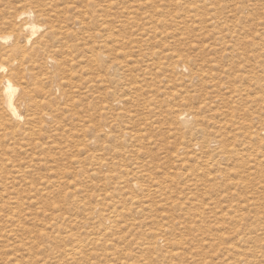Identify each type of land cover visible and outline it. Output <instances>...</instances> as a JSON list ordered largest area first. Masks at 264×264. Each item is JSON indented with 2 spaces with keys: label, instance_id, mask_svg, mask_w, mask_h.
Here are the masks:
<instances>
[{
  "label": "rangeland",
  "instance_id": "rangeland-1",
  "mask_svg": "<svg viewBox=\"0 0 264 264\" xmlns=\"http://www.w3.org/2000/svg\"><path fill=\"white\" fill-rule=\"evenodd\" d=\"M89 2L98 10L100 6L105 8L108 2L112 4L110 12L114 26L106 44L116 50L117 54L111 51V62L117 75L102 80L96 77L87 63L89 49L85 48L93 45L92 39L78 44L81 49L71 53L76 55L75 59L68 56L63 76L55 74L53 81L45 71L34 70L29 75L22 70L24 78L19 75L18 82L26 87L31 98L34 96L39 106L30 102L31 111L20 109L22 117L12 121L13 138L16 136L11 141L1 138L0 131V264H264V0H0V12L5 10L15 15L29 9L35 13L42 9L55 26L67 28L68 33L59 35L57 32L49 44L56 49L52 54L58 59L63 53L60 46L65 48L76 43L74 38L63 37L71 33L82 36L79 32L82 23L91 21L92 7L86 4ZM39 22L49 24L44 19ZM152 25L158 32L173 37L161 33L157 37L147 35ZM3 27L0 26V34L11 33ZM222 35L226 36V41L239 36L240 40L235 42L239 53L245 57L255 54L250 57L254 65L250 66L249 62L245 72L250 73V84L220 73L227 68H233L235 72L230 70L231 74L237 73L239 66L236 64L244 63L241 59L235 63L228 59L223 64L218 54L222 51L217 49L223 43ZM113 36L132 42L115 44ZM140 36L145 40L136 44ZM95 48L104 49V41H98ZM173 50L191 66H188L190 72L200 74L204 71L203 74L212 75H206L204 83L194 79L193 87L188 71H177L169 77L170 73L153 68L151 58L155 59L159 51L165 55L172 54ZM151 53L156 54L146 62L143 57ZM42 57L45 59L44 55ZM172 60H177L175 55ZM50 69L48 65L46 70ZM57 82L62 83L58 84L59 88L55 86ZM240 83L243 88L251 85L249 89L257 96L255 101L232 103L230 90ZM210 88L217 91L214 94H223L226 101L219 102L218 109L216 106V110L198 115L206 114L210 119L215 117L214 120L225 116L226 120L225 117L221 119L227 123L225 131L231 129L227 134L234 135L230 137L234 146H229L232 162L222 161L224 167L221 164L219 167L229 170L226 168L221 178L215 175L214 168L201 172L198 165L205 156L197 153L198 150L189 148L186 150L188 156L185 149L178 150L179 142L180 146L187 143V136L182 138L186 128L183 124L179 127L168 115L164 118L169 107L175 115L177 109L189 108L193 103L198 105L205 92H211ZM61 90L65 91V96L58 98ZM259 90L262 93L258 94ZM47 91L58 98V105L44 104L42 97L47 96ZM188 97L194 100L190 106H186L189 105ZM114 99L123 102L119 105ZM144 104L147 111L142 108ZM230 105L235 106L233 111ZM230 113L235 116H229ZM144 118L148 121H143ZM99 120L101 124H111V134L107 138L100 134L104 143L99 138L96 144H91L89 137L99 133V129L95 130ZM228 123H233L232 128ZM127 126L133 132L127 130ZM118 130H127L136 137L114 142L112 134ZM105 145L110 148L106 150ZM105 159L113 164L100 166ZM135 160L144 164L142 173L133 169ZM132 177L151 191L133 193L130 199L124 183L128 180L132 183ZM140 177L143 184H140ZM209 184L225 190L207 192L205 186ZM116 186L121 188L118 190L121 195L114 191ZM115 211L119 227L104 229L110 222L102 220V215L110 216L111 220ZM162 228L166 229L164 236L160 235ZM175 239L182 244L177 245ZM77 245L83 247L77 256H70L69 250Z\"/></svg>",
  "mask_w": 264,
  "mask_h": 264
},
{
  "label": "bare ground",
  "instance_id": "bare-ground-1",
  "mask_svg": "<svg viewBox=\"0 0 264 264\" xmlns=\"http://www.w3.org/2000/svg\"><path fill=\"white\" fill-rule=\"evenodd\" d=\"M176 3V2H175ZM88 5H90L92 7L91 10V23L90 22H83V26L81 28V31H79L80 33H82V36H78L76 33H71V34H68L66 36L63 37V39H66V37H71V38H74V41L76 42L73 46H69V45H66L65 48L64 46L63 47H59L60 48V51L63 52L62 53V56L61 58H58L56 59L53 54H52V51H55L56 49L53 48V47H50L49 44L51 42V39L55 36V34L57 32H59V35H63V34H66L68 33V30L67 28L66 29H63V28H60L57 27L54 25V23H52V21L48 18V16L46 15V13H43V10L40 9V10H37V12L35 13L34 11L32 10H26V11H21L17 14H13L9 11H1L0 12V26H4V28H7L9 30H11V33L10 34H0V131L2 130L1 132V138H7L8 141L12 140L15 138H13V128L15 127L12 123V121H18L22 115L20 113V109L21 108H29L30 110V102L31 103H34L33 105H37L38 102L36 100H33V98H31V96L29 95L26 87H24L21 83H19V79L21 77L24 78V72L26 71L29 75H31L32 71L34 70H38V71H45L46 74H47V77L51 80L53 77H55L54 75L56 74V76L62 74L63 76V69L64 67L68 64V60L71 58L72 60L75 59L76 55H72L71 53L73 52H78L80 49H81V46H78V44L80 43H83V41L85 40H90L92 39L93 40V45L92 46H85L86 49H89V53L87 55V63L90 65V67L93 69V72L94 74L96 75L97 78L99 79H112L113 78V75L116 76L117 74L115 72H117L116 69L113 68V65H112V62H111V51H114L116 53V50L114 49H111L110 47H108V45L106 44V41H107V37H112V29H113V24H114V18L112 17V13L110 12V9H111V3L108 2L105 6V8H103L102 6H100V4H97L100 6L99 10L94 8V4H90L89 3H86ZM176 5V4H175ZM177 6V5H176ZM85 11V10H84ZM99 12H102L101 14L98 13ZM17 12V11H16ZM85 15V14H84ZM87 16V15H86ZM40 19H44L46 22H49V24H41L39 22ZM16 20L19 21V23L16 22ZM46 25V26H45ZM233 25V24H231ZM116 26V25H115ZM153 26V29L151 27H149L147 29V35H150L152 34L153 37H157L159 35V33L163 34V35H169L170 37H173V35H170L169 33H162V32H158L155 28L154 25ZM247 26V25H246ZM253 26V25H252ZM234 27V26H232ZM236 27V26H235ZM239 28V27H238ZM249 28V27H248ZM2 28H0L1 30ZM231 30V28H229ZM256 29V28H255ZM117 32H120V29H116ZM242 30V28L240 29ZM239 30V31H240ZM250 30V29H249ZM248 32H252V31H249ZM253 30V29H252ZM264 30V29H263ZM236 31V30H235ZM234 31V32H235ZM244 31H246L244 29ZM254 31V30H253ZM255 31H258V30H255ZM262 31V30H261ZM237 32V31H236ZM240 32H243V31H240ZM247 32V33H248ZM85 33V35H83ZM245 33V32H244ZM243 33V34H244ZM221 34V33H220ZM219 34V35H220ZM228 34H231V33H228ZM241 34V33H240ZM262 34V33H261ZM218 35V37H219ZM238 35V33H237ZM246 35V33H245ZM252 35V34H251ZM230 36V35H229ZM248 37H250V35H246ZM147 37V36H145ZM247 37V38H248ZM230 40L229 41H226V36L222 35L221 36V39H223V43L221 44V47H218L217 49H221V53L219 52L218 54L220 55V60L223 62L224 64V61L225 60H230L232 59V62L235 63V61L237 59H241L244 63L240 66V64H236V66H239L238 67V70L237 73H234V74H231L230 73V70L233 71L232 69L233 68H227L225 70H223L222 72L220 73H224L225 75H228V76H232L233 77H237L240 79V81H248L249 83V80H252L251 76H250V73L247 75L245 72L247 71V66L250 62V66L254 65L251 63L252 62V59L250 57H254V56H244L242 55V53L240 54L239 53V50L237 49L238 47H236L235 45V42L236 40H240V37L239 36H235L236 39H234V37H229ZM244 38V37H243ZM83 39V40H82ZM113 39H114V42L115 44L117 43H122V42H132L131 40H124L123 38H120L118 36H113ZM245 39V38H244ZM145 39H141V36L139 37L138 41L136 44H138V42L142 43ZM159 40V39H158ZM225 40V41H224ZM251 40V39H249ZM72 41V40H71ZM98 41H104V49H96L95 48V45L98 43ZM215 41V39H214ZM219 41V42H218ZM217 43L218 45H220V40H218ZM222 41V40H221ZM255 41V40H254ZM67 42V41H65ZM64 42V43H65ZM204 42V41H203ZM239 42V41H238ZM241 42V41H240ZM68 43V42H67ZM70 43V42H69ZM74 43V42H73ZM139 43V44H140ZM246 43V42H245ZM245 43L243 44L245 46ZM249 43V42H248ZM248 43L246 44V48L248 47ZM253 43V42H252ZM66 44V43H65ZM215 44V43H214ZM213 44V47H216V45L214 46ZM237 44V43H236ZM239 44V43H238ZM241 44V43H240ZM239 44V45H240ZM254 44V43H253ZM210 47V45H208ZM238 46V45H237ZM241 46V45H240ZM195 47V46H194ZM204 47V46H203ZM223 47V49H222ZM251 47V45L249 46V48ZM257 47V46H256ZM199 48V47H198ZM243 49L245 47H242ZM217 49H215V51H217ZM197 50V49H195ZM242 50V49H241ZM245 50V49H244ZM248 52H249V49H247ZM255 51V48L253 49ZM252 50V51H253ZM257 50V49H256ZM206 51V49H205ZM219 51V50H218ZM238 51V52H236ZM258 51V50H257ZM176 56V61L174 62L172 59L174 57V55ZM173 53L172 54H161V52L159 51L157 53V56L156 58H151L153 55H155L156 53H151L150 55H146L144 56V60L147 62L150 60L153 61V68H155L157 71H163L165 73H170L169 74V77H172V75L179 71H188L190 72V68H188V65L187 66V61H185V59H183L181 57V55L179 53H176L175 50H173ZM254 53V52H253ZM257 53V52H255ZM117 54V53H116ZM205 54V53H204ZM210 54V53H209ZM217 54V55H218ZM246 54V53H245ZM252 54V52H251ZM258 54V53H257ZM45 56V59H43L42 56ZM64 55V56H63ZM194 55V54H193ZM200 55V54H198ZM203 55V54H202ZM216 55V54H215ZM249 55V54H248ZM253 55V54H252ZM259 55V54H258ZM257 55V56H258ZM68 56H70V58L68 59ZM195 56V55H194ZM38 57V58H37ZM187 57V56H186ZM191 57V56H189ZM207 57V56H205ZM204 57V58H205ZM209 57V55H208ZM211 57V56H210ZM260 57V56H259ZM37 58V59H36ZM213 58V57H212ZM215 58V57H214ZM5 59H7L8 61H5ZM188 59V58H187ZM198 59V58H196ZM255 59V58H254ZM256 59H258L256 57ZM192 60V59H191ZM203 60V59H202ZM228 60V61H229ZM251 60V61H250ZM262 60V59H261ZM227 61V62H228ZM231 61V60H230ZM258 61V60H257ZM186 62V63H185ZM200 62V61H199ZM202 62V61H201ZM214 62V61H212ZM218 62V61H216ZM226 62V63H227ZM262 62V61H261ZM204 63V62H203ZM208 63V62H207ZM206 63V64H207ZM210 63V61H209ZM208 63V64H209ZM230 63V62H229ZM238 63V61H237ZM257 63V62H255ZM260 64V61L258 62ZM264 63V62H263ZM50 65L51 69L48 71L46 70L47 66ZM197 65V64H196ZM204 65V64H203ZM212 65V64H211ZM227 65V64H226ZM264 65V64H263ZM201 66V64H200ZM249 66V67H250ZM191 67V66H190ZM229 67V66H228ZM235 67V66H234ZM200 68V67H199ZM210 68V67H209ZM218 68V67H216ZM254 69V67H251ZM49 69V68H48ZM203 69V68H201ZM223 69V68H222ZM236 69V68H235ZM252 69V70H253ZM256 69V68H255ZM262 69L263 66H262ZM22 70H25L24 72H22ZM194 70V69H193ZM196 70V69H195ZM251 70V71H252ZM55 71V72H54ZM197 71V70H196ZM199 71V70H198ZM202 71V70H201ZM215 70L211 71L214 73ZM250 71V70H249ZM248 71V72H249ZM255 71V70H254ZM263 71V70H262ZM112 72H114L112 74ZM200 72V71H199ZM204 72V71H202ZM193 73V72H190L189 73V82L190 85L192 84L193 80L194 79H198L201 83L203 82H206L205 80H203V78L208 75H212L207 73V74H203V73ZM206 72V71H205ZM216 72H219V71H216ZM235 72V71H233ZM219 73V74H220ZM184 74V73H183ZM252 74V73H251ZM253 74H257V73H254ZM260 74V73H259ZM19 75H21L19 77ZM261 75V74H260ZM218 76V75H217ZM256 76V75H255ZM258 76V75H257ZM263 76V75H262ZM70 77V76H69ZM212 77V76H211ZM224 77V76H223ZM47 78V79H48ZM63 78V77H61ZM68 78V76L66 77ZM163 78H166V74L163 76ZM186 79V77H184ZM231 78V77H230ZM229 78V79H230ZM236 78V79H237ZM254 78V77H253ZM257 78V77H256ZM264 78V77H263ZM263 78H260V79H263ZM60 79V78H59ZM210 79V78H209ZM215 79V78H214ZM255 79V78H254ZM253 79V80H254ZM260 79H257L260 80ZM26 80V79H25ZM25 80L23 81L25 83ZM225 80V79H224ZM21 81V80H20ZM49 81V82H51ZM213 81V79H212ZM212 81H210L212 83ZM218 81V80H217ZM255 81V80H254ZM61 82V81H59ZM196 82V80H195ZM226 82V81H225ZM224 82V83H225ZM243 82V83H244ZM252 82V81H251ZM256 82V81H255ZM262 82V81H261ZM264 82V81H263ZM23 83V84H24ZM209 83V82H208ZM207 83V84H208ZM222 83V81H221ZM223 83V84H224ZM227 83V82H226ZM230 83V82H229ZM234 84V81L232 82ZM246 83V82H245ZM253 83V82H252ZM251 83V84H252ZM258 83V82H256ZM58 84H60L59 86H61L62 83H56L55 86L56 88H59ZM250 84V83H249ZM204 85V84H203ZM216 85V84H215ZM213 85V86H215ZM220 85V84H218ZM227 85V84H226ZM232 85V84H231ZM230 85V86H231ZM243 85V84H242ZM254 85V84H253ZM258 84H255V86H257ZM192 86L194 87V84H192ZM201 86V85H200ZM212 86V85H211ZM217 86V85H216ZM251 86V85H250ZM248 88H243L241 86V83L240 85H235V87L232 88V90H229V93H230V99H232V103L236 102V100H238V102H253L255 101L257 98L256 95H254L252 92H251V89ZM262 86V85H261ZM192 87V88H193ZM219 88V86H217ZM226 87V86H224ZM228 87V86H227ZM258 87V86H257ZM189 88V87H187ZM196 88V87H195ZM206 88V87H205ZM214 88V87H213ZM212 88V89H213ZM216 88V87H215ZM217 88V89H218ZM252 88V87H251ZM261 88V87H259ZM258 88V89H259ZM264 89V87H262ZM197 89V88H196ZM257 89V90H258ZM262 89V90H263ZM205 90V89H203ZM202 90V91H203ZM224 90V89H223ZM255 90V89H253ZM210 91H211V88H210ZM214 91L215 93L217 92L216 90H212L211 92H205L204 94V97L203 95L198 100H201L200 103H198V105H194L193 103V99L191 101V97H188L186 101H189V105H186V106H190L192 103V106H190L188 109L184 108V109H177L176 110V113L174 115V111L171 109V107L168 108V110L164 113L165 116L164 118L168 115L171 117V119L173 120V122H175L176 120V123L177 125H181L183 124L186 128V131L182 134V138H185L187 136V143H182L181 146H180V142L177 144L178 146V150H184L185 149V154H186V150H188L189 148L192 150V149H196L198 150L197 153L201 154V156H205L204 159H198V156L197 159L198 160H202L200 163H199V167L201 170V172H210L212 168L215 169V175L218 174V176H223L225 175V172L224 171H227V167H225V169H221L219 166L220 164L222 163V161H224V159H226L227 161L230 160L229 158H231V154H232V151L229 149V146H234L232 143V141L230 140V137L227 133L231 131H225L226 128L228 127L224 122L221 120L222 118H224L222 116V118H217L216 120H214L215 117H213L212 119H210L209 117L206 116V111L207 112H212L214 111V109L216 108L217 105H220L219 102H222L225 98L223 97L224 95L220 93H217V94H214ZM221 91V89H220ZM48 92V91H47ZM60 92V91H59ZM188 92V91H187ZM195 92V91H194ZM257 92V91H256ZM260 90L258 91V94H259ZM57 93V92H56ZM199 93H202L201 90ZM262 93V92H260ZM41 94V93H40ZM190 94V93H189ZM226 94V93H225ZM228 94V93H227ZM257 94V93H256ZM52 94L48 92L47 96H51ZM54 95V94H53ZM52 95V97H49L47 99V96H44L42 97L45 102L44 104L48 105V106H54L56 105L57 103V100L58 98H63L65 96V91L61 90L60 92V95L59 97L56 99L54 98ZM39 96V95H38ZM55 96V95H54ZM191 96V95H190ZM198 96V95H197ZM228 96V95H226ZM261 96V95H260ZM40 97V96H39ZM199 98V97H198ZM227 98V97H226ZM37 99V98H36ZM65 99V98H64ZM63 99V100H64ZM229 99V98H228ZM62 100V99H61ZM104 100V97H102V101ZM226 100H224L225 102ZM230 101V102H231ZM113 102H116L118 103L119 105H121L120 103L123 102V100L121 99H114ZM192 102V103H191ZM41 103V102H40ZM125 103V102H124ZM188 103V102H186ZM185 103V104H186ZM228 105H229V102L227 101ZM224 104V103H223ZM231 104V103H230ZM249 104V103H248ZM252 104V103H251ZM254 104V103H253ZM32 105V104H31ZM58 105V103H57ZM107 104L105 103V106ZM225 105H227L225 103ZM227 105V106H228ZM39 106V104H38ZM34 107V106H33ZM37 107V106H36ZM219 106H217V109H218ZM233 107V106H232ZM231 105L229 108H231V111H233V107L232 108ZM143 109H147V105L144 104L142 106ZM222 108V106H221ZM220 108V109H221ZM225 108V107H224ZM237 108V107H236ZM32 109V108H31ZM35 109V108H34ZM34 109L32 110L34 112ZM39 109V107H38ZM223 109V108H222ZM221 109V111H222ZM235 109V108H234ZM239 109V108H238ZM249 109V108H247ZM216 110V109H215ZM226 110L228 111L229 109L226 108ZM26 111V110H25ZM31 111V110H30ZM29 111V112H30ZM36 111H37V108H36ZM147 111V110H146ZM199 112H205L204 114L205 115H198ZM220 112V111H219ZM223 112V111H222ZM221 112V114H222ZM248 112V111H247ZM140 113V112H139ZM250 113V112H249ZM30 114V113H29ZM32 114V113H31ZM30 114V115H31ZM36 114V113H34ZM46 114H49V113H45V116H47ZM107 114H112L111 112H107ZM231 114V113H230ZM130 115L131 114H128V118H130ZM138 115V114H137ZM209 115V114H208ZM220 115V113H219ZM227 116V114H225ZM43 116V115H42ZM50 116V114H49ZM119 116V115H118ZM146 116V115H145ZM205 116H206V119H205ZM213 116H216L217 115H213ZM221 116V115H220ZM219 116V117H220ZM229 116H235V115H229ZM140 118V117H139ZM148 118V117H146ZM146 118H144L143 121H148L146 120ZM209 118V119H207ZM228 118V117H227ZM231 118V117H230ZM229 118V119H230ZM233 118V117H232ZM42 119V118H41ZM40 119V120H41ZM116 119V123H117V118ZM34 120V119H33ZM37 121L39 120V117L36 119ZM35 120V121H36ZM104 121L106 120V118L103 119ZM225 120H226V117H225ZM228 120V119H227ZM45 121V119L43 120ZM107 121V120H106ZM229 121V120H228ZM109 122V121H107ZM231 122V121H230ZM20 123V122H19ZM15 124V123H14ZM26 124V122H25ZM24 124V125H25ZM47 123L45 122V125ZM145 124V123H144ZM230 124V123H228ZM233 124V123H232ZM232 124H230V127L233 126ZM12 125L14 127H12ZM19 125V124H18ZM36 125V124H34ZM50 125V124H48ZM235 125V124H234ZM239 125V124H238ZM241 125V124H240ZM250 125V124H249ZM249 125L247 124V126L249 127ZM32 126V125H31ZM103 126V127H102ZM252 126V124H251ZM250 126V128H251ZM17 127V126H16ZM34 127V126H33ZM32 127V128H33ZM92 127V126H91ZM106 127V130L105 128ZM180 127V126H179ZM242 127V126H241ZM246 127V126H244ZM254 128V126H252ZM21 128V127H19ZM23 128V127H22ZM29 128V127H28ZM110 128H111V124L109 123V125H105V124H101V120H99V122L97 124H95V130L99 129L98 130V134H92L90 137H89V141L91 144H96L98 141H99V135L102 134L103 137L105 136V138L109 137L111 134V131H110ZM128 128L127 130H131L129 129L130 127H126ZM232 128V127H231ZM38 129V128H37ZM40 129V127H39ZM184 129V128H183ZM238 129V128H237ZM240 129V128H239ZM245 129V128H244ZM247 129V128H246ZM245 129V130H246ZM16 130V129H15ZM18 130V129H17ZM22 130V129H21ZM20 130V132H21ZM23 130L25 131V128H23ZM29 130H32L31 128H29ZM127 130L125 131H121V130H118L117 132L113 133L112 134V137L114 139V142H119V141H127V140H133L136 136L135 135H131L130 132H128ZM233 130H236L234 129L233 127ZM254 130V129H253ZM38 131V130H37ZM35 131V132H37ZM82 131V129H81ZM132 131V130H131ZM184 131V130H183ZM248 131V130H247ZM250 131H252L250 129ZM34 131H30L29 133H31ZM102 132V133H100ZM133 132V131H132ZM258 132V131H257ZM257 132L255 134H257ZM262 132V131H261ZM264 132V131H263ZM235 133V132H234ZM259 133V132H258ZM18 134V133H17ZM23 134H25V132H23ZM22 134V135H23ZM27 134V133H26ZM232 134V132H231ZM253 134V133H252ZM31 135V134H30ZM27 134V136H30ZM259 135H261L259 133ZM37 136V134H36ZM130 136V138L128 137ZM234 136V135H233ZM232 136V137H233ZM20 138L21 135H19ZM19 137H16V138H19ZM231 137V138H232ZM242 137V135H241ZM0 138V139H1ZM28 138V137H27ZM234 138V137H233ZM245 138V137H244ZM249 138V136H248ZM254 138V137H253ZM262 138V137H260ZM24 139V138H23ZM30 139V138H28ZM33 139V138H32ZM104 139V138H103ZM247 139V138H246ZM251 139V138H249ZM21 140V139H20ZM18 139V141H20ZM102 140V138H101ZM239 140V139H238ZM1 141V140H0ZM3 141V140H2ZM103 143H104V140H102ZM235 141V140H234ZM13 142V141H12ZM11 142V143H12ZM17 142V141H16ZM101 142V141H100ZM3 143H6V142H3ZM9 143V142H8ZM10 143V144H11ZM15 143V142H14ZM20 144V142H19ZM1 145V143H0ZM3 145H6V144H3ZM12 145V144H11ZM109 145V144H108ZM7 146V145H6ZM1 147V146H0ZM5 147V146H4ZM13 147V145H12ZM105 148L106 150H108L110 148V146H107L105 145ZM233 148V147H232ZM231 148V149H232ZM1 149V148H0ZM6 149V148H4ZM9 149V148H8ZM12 149V148H11ZM144 148H142L143 150ZM3 150V149H2ZM13 150V149H12ZM189 150V151H191ZM233 150H235V147L233 148ZM10 151V150H8ZM145 151V150H144ZM142 151V153L144 154L145 152ZM4 152V150L2 151V153ZM6 152V151H5ZM12 152V151H11ZM15 152V151H14ZM1 153V152H0ZM182 153V152H181ZM5 154V153H4ZM148 155V153H146ZM2 156V154H0ZM8 155V153H7ZM6 155V156H7ZM146 155V156H147ZM188 156V154H186ZM185 155V156H186ZM193 155V154H192ZM191 155V156H192ZM184 156V155H183ZM184 156V157H185ZM11 157V156H10ZM9 157V158H10ZM200 157V156H199ZM8 158V157H7ZM186 158V157H185ZM6 159V158H5ZM11 159V158H10ZM196 159V158H195ZM236 159V158H234ZM232 160V159H231ZM230 160L229 164L232 162ZM141 161V160H140ZM148 161H150L148 159ZM191 161V160H190ZM197 161V160H196ZM237 161V160H235ZM146 162V161H145ZM243 162V161H242ZM142 162H140L141 164ZM148 163V162H147ZM185 163V162H184ZM189 163V162H188ZM191 163V162H190ZM226 163V161H225ZM236 163V162H235ZM245 163V162H244ZM111 164H113L111 162ZM111 164H109L106 159L100 163V166H106V167H109ZM139 164V160H135L134 163H133V169L135 170V172H141V170H143V166L144 164ZM183 164V163H182ZM192 164V163H191ZM194 164V163H193ZM196 164V163H195ZM194 164V165H195ZM238 164V161L237 163ZM242 164V163H241ZM259 164V163H258ZM184 165V164H183ZM222 165V164H221ZM227 165V164H226ZM187 166V165H186ZM189 166V165H188ZM191 166V165H190ZM223 166V165H222ZM145 167V166H144ZM193 167V166H192ZM198 167V169H199ZM205 167V168H204ZM224 167V166H223ZM258 167V166H257ZM204 168V169H203ZM244 168V167H243ZM253 168V167H252ZM255 168V167H254ZM253 168V169H254ZM247 169V168H246ZM251 169V168H250ZM145 170V169H144ZM229 170V169H228ZM252 170V169H251ZM261 170V169H260ZM147 171V170H146ZM242 171V170H241ZM250 171V170H249ZM238 172V171H237ZM236 172V173H237ZM240 172V170H239ZM238 172V173H239ZM248 172V171H247ZM142 173V172H141ZM237 173V174H238ZM256 173V172H255ZM247 176H248V173H246ZM258 174V173H257ZM242 174H240L241 176ZM245 175V174H243ZM242 175V176H243ZM254 175L251 174V176ZM263 175V174H262ZM136 176V175H135ZM139 176V175H138ZM142 176V175H140ZM150 176V175H149ZM239 176V175H238ZM250 176V175H249ZM143 177V176H142ZM166 177H167V174H166ZM165 177V178H166ZM224 177V176H223ZM152 178V177H149V179ZM188 178V177H186ZM221 178V177H220ZM132 179V183H128V181H126L124 184L125 186L128 187L127 190H129L128 194L129 196L133 195V193H137V192H143L144 190L146 191V193H148L149 191H151L150 188H145L143 186H146V185H143V186H140L138 184L139 181H137V179L135 178H131ZM158 179V178H157ZM156 179V180H157ZM168 179V178H167ZM171 179V178H170ZM249 179V178H248ZM141 177H140V184H143L141 183ZM161 180V179H159ZM166 180V179H165ZM158 181V180H157ZM246 181V180H245ZM159 182V181H158ZM162 183V181H161ZM244 183V182H243ZM246 183V182H245ZM152 184V183H151ZM159 185V183H157ZM168 184V183H167ZM166 184V185H167ZM250 183L248 182V185ZM244 185V184H243ZM150 186V185H149ZM147 186V187H149ZM152 186V185H151ZM150 186V187H151ZM246 186V184H245ZM258 186V185H257ZM262 186V185H261ZM164 187V186H163ZM207 187V188H206ZM256 187V186H255ZM160 188H162V185L160 184ZM164 188H168V186H165ZM196 188V187H195ZM205 191L207 192H214L217 187L216 186H213V185H206L205 186ZM249 188V186L247 187ZM246 188V190H247ZM262 188V187H261ZM263 191V189H261ZM157 189V188H156ZM159 189V188H158ZM157 189V190H158ZM237 189V187H236ZM251 189V188H250ZM253 189V187H252ZM256 189V188H254ZM118 190H121V188H119L118 186L115 187V190L118 194H122V193H119ZM161 190H164V189H161ZM159 190V191H161ZM217 190H222L224 191L225 189H217ZM257 190V189H256ZM232 191V190H230ZM236 191V190H234ZM251 191V190H250ZM253 191V190H252ZM127 192V191H126ZM261 192V191H259ZM264 192V191H263ZM163 194V193H162ZM110 195V194H109ZM124 195V194H123ZM133 198L132 196L130 197V199ZM135 199V198H134ZM129 201V200H128ZM130 203V202H129ZM132 206L133 203L131 204ZM136 206V205H135ZM97 207V206H96ZM95 210V209H93ZM96 211V210H95ZM121 211V209H120ZM119 211V212H120ZM93 213V212H92ZM95 215V214H94ZM121 216V214H120ZM110 216H106V215H102V220H105V221H108L110 222V225L108 227H105L104 229H107V230H110L111 227L113 226V229L116 230L117 226L118 225V213L117 211H115V213H112L111 214V220L109 219ZM92 218V217H91ZM178 227V226H177ZM161 228V227H160ZM165 228L161 230V233L160 235L161 236H164L165 235ZM166 238V236L163 238V240ZM161 239V238H159ZM181 239V238H180ZM97 240V238L95 239ZM156 240V239H155ZM100 241V240H99ZM161 241V240H160ZM165 241V240H164ZM168 242V240H166ZM180 240L178 239H175L174 242L177 243V245L179 244V246L182 244L179 243ZM182 241V240H181ZM165 243V242H164ZM174 243V244H175ZM83 246L82 245H77L76 248H71L68 252V254L72 257L74 256H77L78 255V251L82 248ZM157 247V246H156ZM177 255V254H176Z\"/></svg>",
  "mask_w": 264,
  "mask_h": 264
}]
</instances>
